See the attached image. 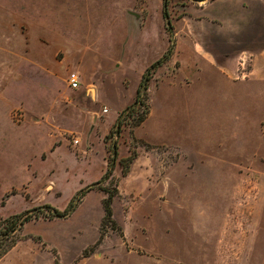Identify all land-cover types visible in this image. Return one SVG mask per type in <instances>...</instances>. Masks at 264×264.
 <instances>
[{
	"label": "rangeland",
	"instance_id": "rangeland-1",
	"mask_svg": "<svg viewBox=\"0 0 264 264\" xmlns=\"http://www.w3.org/2000/svg\"><path fill=\"white\" fill-rule=\"evenodd\" d=\"M88 1L92 41L103 39L109 26L118 25L123 31L119 40L124 49V44L133 35L137 36L134 27L141 29L150 14H153L151 27L160 35L165 34L163 0ZM203 2L171 1L175 48L178 21L189 9L202 10ZM241 27L247 33L246 24ZM259 29L258 43L248 44L242 36L240 45L264 46L263 27ZM165 32L170 38L166 23ZM171 43L170 40V46ZM133 45L136 55L142 49V41ZM252 51H226L244 57L238 62L235 80L251 81L248 89L251 96L234 98L235 108L231 107L228 114H221L216 106H203L197 120L195 114L191 116L188 112L164 118L160 114L162 109L156 106L145 129L154 138L171 144L150 142L138 136L139 126L135 127L133 120L124 121L119 134L110 135L111 128L104 137L100 134L96 143L88 145L90 157L100 161L80 164L57 176H50L40 160L25 163L32 170H44L39 177L33 172L14 174L9 166L16 162L8 158L9 147L1 146L0 169L5 168L7 172L0 170V217L44 204L65 209L76 189L98 176L104 158L108 170L114 141L118 143L119 158L110 178L102 184L115 192L113 223L105 221L104 199L108 193L96 188L106 194L104 216L96 225H86L83 229L77 220L41 216L26 224L17 245L0 259V264H264V59L259 64L254 59V54L264 50ZM164 65L154 73L150 87L164 72L171 74L177 69L162 70ZM254 66L259 67L261 77L253 74ZM157 93L161 102L163 95ZM147 105L151 111L150 90ZM205 113L217 116L207 136L202 132ZM202 137V145L196 150L183 146L193 145L197 140L200 143ZM75 138L80 140L78 144L73 143ZM68 140L72 147L82 142L75 134H69ZM129 157H133L131 163L127 160ZM49 179H54L59 189L47 187ZM72 226H77L73 233L75 254L70 251L71 247H59L53 240L49 241L50 233L73 229ZM45 234L49 235L44 238Z\"/></svg>",
	"mask_w": 264,
	"mask_h": 264
},
{
	"label": "crops",
	"instance_id": "crops-1",
	"mask_svg": "<svg viewBox=\"0 0 264 264\" xmlns=\"http://www.w3.org/2000/svg\"><path fill=\"white\" fill-rule=\"evenodd\" d=\"M87 3L88 0H0V147H9L8 158L16 162L9 168L16 175L24 171L39 177L44 170L25 166L37 160L45 164L50 176L100 161L90 157L88 145L96 143L100 134L104 137L109 133L120 113L135 101L146 69L170 46L165 21L163 35L151 27L153 14L141 29L134 27L137 36L133 35L124 49L119 40L123 31L118 25L107 28V40L105 35L104 40L92 41V14ZM200 6L202 10L189 9L176 26V48L162 70L177 69L171 74L164 72L150 87V115L137 129L138 136L150 142L172 143L154 138L145 129L156 106L162 109L164 118L188 112L197 120L203 106H216L221 114H228L235 106L234 98L251 96V81L235 80L243 54L226 51L264 50L259 44L247 48L240 45L242 36L248 44L257 42L261 26L264 33V0H205ZM244 23L247 33L242 32ZM140 40L143 50L137 49L135 55L133 44ZM254 55L258 64L264 59V52ZM258 69L254 66L252 70L256 76L261 73ZM71 71L80 74L78 88L69 84ZM157 92L163 95V101L156 97ZM17 112H22L23 117L15 120ZM212 113H205L203 118L205 136L217 117ZM69 134L78 135L81 144L72 147ZM203 137L200 143L197 140L183 146L196 150ZM106 169L104 158L98 176L81 184L75 193L98 181ZM0 170L7 172L5 168ZM46 184L50 189H59L54 179ZM105 196L102 191H91L67 220H77L83 229L96 225L104 216ZM75 228L57 229L48 234L49 241L76 251Z\"/></svg>",
	"mask_w": 264,
	"mask_h": 264
},
{
	"label": "trees",
	"instance_id": "trees-1",
	"mask_svg": "<svg viewBox=\"0 0 264 264\" xmlns=\"http://www.w3.org/2000/svg\"><path fill=\"white\" fill-rule=\"evenodd\" d=\"M172 0H163V16L166 23L167 32L170 35L171 46L169 50L155 63L149 66L144 75L140 87L138 89L137 96L135 101L127 106L119 115L116 120V123L111 129L110 135L114 133L119 134L122 130V126L124 121H134V126H140L150 114V106L147 105V100L149 99V90L151 80L153 78L154 73L157 69L163 66L167 61L172 57L175 50V43L173 39L174 35V23H173V13L170 9ZM202 1V0H195ZM111 154L108 159V170L104 174V176L85 187L80 189L71 199L69 205L65 209H59L52 204H44L41 206H37L31 209H27L20 213H16L10 215L8 217H0V259L3 258L8 252H10L18 243L21 238V232L27 223L39 219L41 216L46 218L54 219V218H69L76 211L78 206L80 205L83 198L92 190L96 188H102L105 192L108 193V196L104 199V207L106 211L105 221L114 222V210H113V200L115 197V192H111L107 188L102 187V184L110 178L111 173L116 168L119 151H118V143L114 141L112 147L110 149ZM127 160L131 163L133 157L127 158ZM88 255V252L85 253V256Z\"/></svg>",
	"mask_w": 264,
	"mask_h": 264
},
{
	"label": "built area",
	"instance_id": "built-area-1",
	"mask_svg": "<svg viewBox=\"0 0 264 264\" xmlns=\"http://www.w3.org/2000/svg\"><path fill=\"white\" fill-rule=\"evenodd\" d=\"M69 84L72 88H78L80 85V74L77 71H71L69 74ZM108 109H104V112H107ZM16 117L18 119H21L23 117V113L22 112H17ZM80 142L79 139L75 138L73 140L74 144H78Z\"/></svg>",
	"mask_w": 264,
	"mask_h": 264
}]
</instances>
